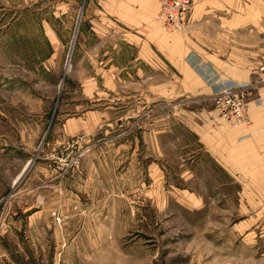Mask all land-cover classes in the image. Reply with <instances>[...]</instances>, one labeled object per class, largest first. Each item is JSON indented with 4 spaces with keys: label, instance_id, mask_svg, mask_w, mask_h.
<instances>
[{
    "label": "rangeland",
    "instance_id": "rangeland-1",
    "mask_svg": "<svg viewBox=\"0 0 264 264\" xmlns=\"http://www.w3.org/2000/svg\"><path fill=\"white\" fill-rule=\"evenodd\" d=\"M84 3L0 0V264H264V193L252 186L240 192L234 181L231 193L202 192L200 211L177 205L174 193L162 209L111 171L99 183L94 175L84 192L81 122L94 112L95 142L113 116L97 112L115 104L87 86L78 62ZM168 146L169 179L181 187ZM91 201L105 208L74 205ZM115 217L124 218V234Z\"/></svg>",
    "mask_w": 264,
    "mask_h": 264
},
{
    "label": "crops",
    "instance_id": "crops-1",
    "mask_svg": "<svg viewBox=\"0 0 264 264\" xmlns=\"http://www.w3.org/2000/svg\"><path fill=\"white\" fill-rule=\"evenodd\" d=\"M82 9L78 62L88 70L87 86L115 99L97 112L113 116L100 124L103 132L95 142L94 112L81 122L88 134L84 192L94 175L99 183L111 171L128 179L130 189L140 186L162 209L174 193L180 207L203 210L207 202L200 193H231L234 181L240 192L252 186L264 193V84L256 83L264 66V0H192L182 31L172 35L154 21L156 0H85ZM206 69L211 79L250 84L249 128L218 119L212 102L216 87L202 76ZM169 144L178 157L175 177L187 186L170 182L175 167ZM26 164L25 171L31 162ZM74 205L105 208L100 201ZM100 214L96 220L104 231L106 218ZM114 220L124 234V218Z\"/></svg>",
    "mask_w": 264,
    "mask_h": 264
},
{
    "label": "built area",
    "instance_id": "built-area-1",
    "mask_svg": "<svg viewBox=\"0 0 264 264\" xmlns=\"http://www.w3.org/2000/svg\"><path fill=\"white\" fill-rule=\"evenodd\" d=\"M159 9L154 15V21L167 34L181 32L191 9L192 0H156ZM257 84H264V66L257 73ZM216 89L212 94L213 106L217 117L232 128H249L251 121L248 115L247 89L249 83L236 85L226 84L215 77L211 82ZM258 99H256V102Z\"/></svg>",
    "mask_w": 264,
    "mask_h": 264
}]
</instances>
